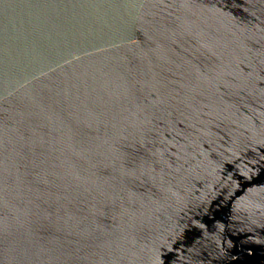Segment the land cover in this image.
<instances>
[{
  "label": "water",
  "instance_id": "95a60500",
  "mask_svg": "<svg viewBox=\"0 0 264 264\" xmlns=\"http://www.w3.org/2000/svg\"><path fill=\"white\" fill-rule=\"evenodd\" d=\"M0 264H264V0H0Z\"/></svg>",
  "mask_w": 264,
  "mask_h": 264
}]
</instances>
